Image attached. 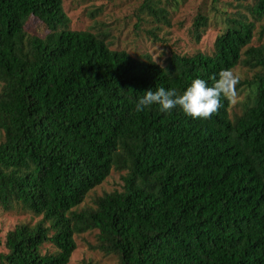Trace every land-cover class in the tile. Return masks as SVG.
Returning <instances> with one entry per match:
<instances>
[{
  "label": "trees",
  "instance_id": "16d2710c",
  "mask_svg": "<svg viewBox=\"0 0 264 264\" xmlns=\"http://www.w3.org/2000/svg\"><path fill=\"white\" fill-rule=\"evenodd\" d=\"M63 1L0 0V206L41 218L0 239V264H69L75 235L93 230L119 264H264V25L252 44L264 0L253 21L225 19L211 54L172 52L163 64L71 30ZM144 7L166 20L153 0ZM32 16L47 35L27 34ZM207 26L198 15L197 41ZM239 65L254 75L235 119L229 97L208 119L135 110L149 89L180 94ZM113 170L125 172L123 191L79 211Z\"/></svg>",
  "mask_w": 264,
  "mask_h": 264
},
{
  "label": "rangeland",
  "instance_id": "374dc122",
  "mask_svg": "<svg viewBox=\"0 0 264 264\" xmlns=\"http://www.w3.org/2000/svg\"><path fill=\"white\" fill-rule=\"evenodd\" d=\"M145 0H64L63 7L70 19L69 28L74 31H90L105 36L112 50H125L134 57L149 55L163 64L172 52L194 54L198 51L211 54L214 42L222 31L227 17H253L249 8L255 0H153L156 9L165 12L166 20L158 19L144 7ZM208 17V26L199 41L193 33V23L198 15ZM264 22H256L253 45L260 43V28ZM27 34L44 37L48 28L32 16L26 24ZM264 41V35L262 38ZM233 74L238 77L235 98H231L230 117L240 116L249 107L247 81L253 80L254 72L243 65ZM2 84L0 83V90ZM1 142V140H0ZM125 172L113 170L111 176L86 197L77 209L95 208L97 198L115 191H123L122 177ZM41 218L25 211L19 205L5 210L0 206V239L5 242L8 232L20 224H36ZM98 230L75 235L77 248L69 264H119L116 255H106L97 249ZM2 251L6 252L3 247ZM53 252L46 245L43 253Z\"/></svg>",
  "mask_w": 264,
  "mask_h": 264
},
{
  "label": "clouds",
  "instance_id": "9594fccd",
  "mask_svg": "<svg viewBox=\"0 0 264 264\" xmlns=\"http://www.w3.org/2000/svg\"><path fill=\"white\" fill-rule=\"evenodd\" d=\"M237 83L238 77L231 70L225 69L211 84L203 78H194L180 94L175 89L163 86L155 91L149 89L137 98L135 110L143 111L155 105L165 113L179 109L192 118L208 119L222 107L223 98H235Z\"/></svg>",
  "mask_w": 264,
  "mask_h": 264
}]
</instances>
